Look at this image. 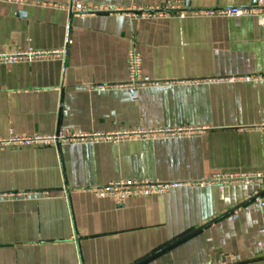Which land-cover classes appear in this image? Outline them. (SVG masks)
<instances>
[{
    "label": "crops",
    "instance_id": "0c3cea01",
    "mask_svg": "<svg viewBox=\"0 0 264 264\" xmlns=\"http://www.w3.org/2000/svg\"><path fill=\"white\" fill-rule=\"evenodd\" d=\"M182 1L0 0V139L88 137L0 147V264H264V179L241 178L264 174V27L223 13L254 0ZM125 181L177 186L90 191Z\"/></svg>",
    "mask_w": 264,
    "mask_h": 264
},
{
    "label": "built area",
    "instance_id": "2783aa9c",
    "mask_svg": "<svg viewBox=\"0 0 264 264\" xmlns=\"http://www.w3.org/2000/svg\"><path fill=\"white\" fill-rule=\"evenodd\" d=\"M165 2L162 5H159L157 7L151 8V9H143L140 12V15L142 16H148V17H162V16H168L169 14H174V12H178L177 15L179 17H184L186 14V10L183 8L182 0H164ZM74 6L78 12H84V11H94L96 10V7L92 5L91 3H80L75 2ZM224 14L228 16H236V15H242V14H248L252 17H255L256 20L260 25L264 27V0H256V2L253 4V6L249 8H232L225 10L223 12ZM192 14H195L194 11H192ZM127 66H129V74L130 79L135 84H143L147 85L146 83L149 82V78L144 75V66H143V58L142 53L140 50L136 49H130L128 53V60H127ZM250 77H245L244 80L246 82L250 81ZM174 132H182L181 130L178 131H171V132H162V133H169L170 135ZM140 133L147 135L146 131H140ZM157 132H154L156 134ZM88 137H83V135H80L74 131L68 132L67 134H56L53 137H7L0 139V147L2 146H13V145H54L58 143L59 141H82L84 139H87ZM241 178L244 180H258V179H264V174L262 172H258L256 174H245L241 175ZM240 178V179H241ZM200 187H203V184H198ZM173 186H177V184L168 185V184H156L154 182L150 181H142V182H136V181H125V182H118V183H112L105 187L100 188H93L90 191L93 192V194L99 198H107L111 197L115 200L117 205H122L125 203V201L128 198L131 197H150L154 195H159L160 193H165L168 191L169 188H172ZM258 204L260 205L262 209V217L264 219V201L263 200H257ZM264 235V230L262 231ZM259 246L262 245L260 242L258 244ZM216 264H227V262L223 261Z\"/></svg>",
    "mask_w": 264,
    "mask_h": 264
},
{
    "label": "water",
    "instance_id": "95a60500",
    "mask_svg": "<svg viewBox=\"0 0 264 264\" xmlns=\"http://www.w3.org/2000/svg\"><path fill=\"white\" fill-rule=\"evenodd\" d=\"M256 2V0H254V3ZM264 193V191L263 192H260L258 195H255V196H253V197H251L249 200H247L245 203H247V202H249V201H253V200H256V199H258L259 198V196L260 195H262ZM244 204V203H243ZM230 212H227V213H225L224 215H222V217H224L226 214H229Z\"/></svg>",
    "mask_w": 264,
    "mask_h": 264
}]
</instances>
